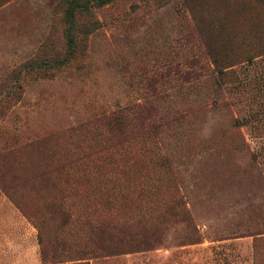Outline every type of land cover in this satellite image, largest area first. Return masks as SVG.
<instances>
[{
    "label": "rangeland",
    "instance_id": "obj_1",
    "mask_svg": "<svg viewBox=\"0 0 264 264\" xmlns=\"http://www.w3.org/2000/svg\"><path fill=\"white\" fill-rule=\"evenodd\" d=\"M98 1L0 0V264H264V0Z\"/></svg>",
    "mask_w": 264,
    "mask_h": 264
},
{
    "label": "trees",
    "instance_id": "obj_2",
    "mask_svg": "<svg viewBox=\"0 0 264 264\" xmlns=\"http://www.w3.org/2000/svg\"><path fill=\"white\" fill-rule=\"evenodd\" d=\"M112 0H100V1H98L97 3H98V5L99 6H103V5H106V4H108L109 2H111ZM178 75H180V76H182V73H180V72H176ZM168 76L166 75V76H163V78H161V80L163 81L164 79H166ZM182 77H185L186 79H188V78H192L193 77V75H189V76H182ZM196 77V76H195ZM190 78V79H191ZM167 82V81H166ZM158 91V90H157ZM130 111L132 112V114L131 115H133L132 117H130V115L128 114V113H126V114H122V113H120L119 115H117V116H114L112 119H110V120H108L109 121V125H117V124H119V123H124V124H126L127 126H129V120H132V119H134V118H136V117H138L139 115H141L142 114V110H140L139 108H134V109H130ZM158 126L157 125H151L150 126V129H149V131H147L146 132V134L149 136V137H153V138H156V136L155 135H157V132H156V130H158ZM89 176V175H88ZM61 264H67V263H61Z\"/></svg>",
    "mask_w": 264,
    "mask_h": 264
}]
</instances>
